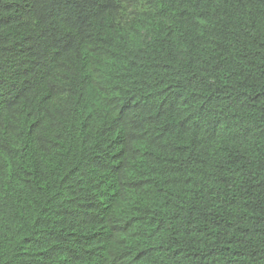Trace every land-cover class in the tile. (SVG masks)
Here are the masks:
<instances>
[{
    "label": "trees",
    "instance_id": "1",
    "mask_svg": "<svg viewBox=\"0 0 264 264\" xmlns=\"http://www.w3.org/2000/svg\"><path fill=\"white\" fill-rule=\"evenodd\" d=\"M0 264H264V0H0Z\"/></svg>",
    "mask_w": 264,
    "mask_h": 264
}]
</instances>
